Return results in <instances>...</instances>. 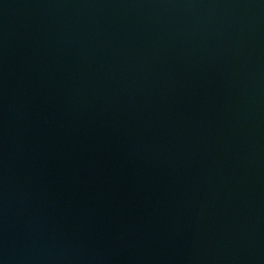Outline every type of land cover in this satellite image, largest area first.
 <instances>
[{
  "label": "water",
  "instance_id": "obj_1",
  "mask_svg": "<svg viewBox=\"0 0 264 264\" xmlns=\"http://www.w3.org/2000/svg\"><path fill=\"white\" fill-rule=\"evenodd\" d=\"M0 264H264V0H0Z\"/></svg>",
  "mask_w": 264,
  "mask_h": 264
}]
</instances>
